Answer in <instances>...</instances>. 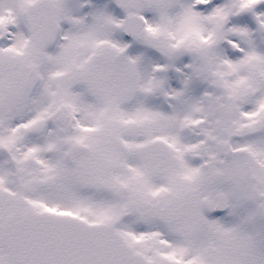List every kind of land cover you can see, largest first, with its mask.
Masks as SVG:
<instances>
[{
  "label": "snow or ice",
  "instance_id": "1",
  "mask_svg": "<svg viewBox=\"0 0 264 264\" xmlns=\"http://www.w3.org/2000/svg\"><path fill=\"white\" fill-rule=\"evenodd\" d=\"M0 264H264V0H0Z\"/></svg>",
  "mask_w": 264,
  "mask_h": 264
}]
</instances>
